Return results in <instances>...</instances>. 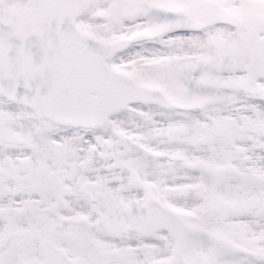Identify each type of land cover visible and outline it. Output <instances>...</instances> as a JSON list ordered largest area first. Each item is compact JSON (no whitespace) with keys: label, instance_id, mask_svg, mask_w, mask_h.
Returning <instances> with one entry per match:
<instances>
[{"label":"snow or ice","instance_id":"1","mask_svg":"<svg viewBox=\"0 0 264 264\" xmlns=\"http://www.w3.org/2000/svg\"><path fill=\"white\" fill-rule=\"evenodd\" d=\"M0 264H264V0H0Z\"/></svg>","mask_w":264,"mask_h":264}]
</instances>
